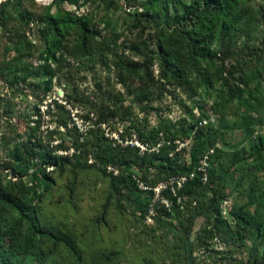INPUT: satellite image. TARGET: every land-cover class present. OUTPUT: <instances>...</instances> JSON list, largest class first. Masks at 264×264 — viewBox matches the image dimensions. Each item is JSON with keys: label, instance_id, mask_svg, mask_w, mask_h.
Masks as SVG:
<instances>
[{"label": "rangeland", "instance_id": "374dc122", "mask_svg": "<svg viewBox=\"0 0 264 264\" xmlns=\"http://www.w3.org/2000/svg\"><path fill=\"white\" fill-rule=\"evenodd\" d=\"M13 2L7 9L13 17L0 37V186L26 201L40 226L70 234L82 252L80 260L63 246L50 252V243L43 241L26 262L35 264L36 256L43 253L47 264H264V243L256 226L240 234L230 214L255 198L257 204L247 209L264 220V168H259L264 166V86L257 75L264 70V0H238L246 19H240L232 36L214 47L224 52L225 61L200 63V70L211 79L205 84L193 73L181 85L161 77L153 53L157 33L136 16L148 0ZM60 11L94 26L99 37L110 43L111 53L102 58L72 57L69 48L77 29L67 28L54 58L46 56L44 37L51 35L46 24ZM9 49L16 57L5 65L12 57L6 55ZM234 88L245 91L243 101L234 99L226 106L227 92ZM252 97L262 100V106L252 113L254 133L247 136L241 118L251 112ZM61 120L66 126L59 125ZM184 123L215 130L209 156L219 150L213 170L223 178L221 200L213 196L216 181L202 188L197 199L171 210L159 190L175 180L182 182L183 177L164 180L149 166L126 170L101 165L90 155L79 161L74 157L80 142L91 140L90 133L111 147L141 151L145 149L138 142L142 130H172ZM195 130L188 129L189 137L175 141L177 150L184 148L182 160H188ZM38 137L53 154L70 156L73 163L38 166L36 154L24 153L22 146ZM259 140L261 150L255 153ZM247 155L250 159L242 167L226 173L234 160ZM206 163L204 159L203 174ZM41 168L50 185L44 192L37 189L41 193L37 197L32 190ZM129 171L137 178L138 190L128 183ZM204 183L203 178L202 187ZM135 201L150 202L147 216L135 211ZM160 205L169 216L155 210ZM17 221L16 212L0 210L5 238L12 237Z\"/></svg>", "mask_w": 264, "mask_h": 264}, {"label": "trees", "instance_id": "16d2710c", "mask_svg": "<svg viewBox=\"0 0 264 264\" xmlns=\"http://www.w3.org/2000/svg\"><path fill=\"white\" fill-rule=\"evenodd\" d=\"M10 6H14L13 0H4L0 3V37L7 30L9 20L13 17L7 10ZM136 16L139 17V21H144L145 27L152 28L157 33L153 53L158 60L161 77L168 76L178 85L188 82L193 73H196L198 79L204 84L207 80H211L203 70H200V63L211 64L216 59L224 62L226 55L221 49L214 48L215 44L223 42L224 37H231V32L239 27V20L246 19L241 14L238 0H192L189 3L180 0H148L142 10L136 12ZM46 26L51 31V35L44 37V44L47 45L45 54L48 57L54 58V51H57L60 39L63 37L62 32L67 28L77 29L76 41L69 48L72 57L98 56L102 58L113 50L110 43L99 37V32L94 26H90L85 20H74L68 13L57 12L49 19ZM8 54L12 57L5 60V65H9L16 57L12 49L8 50L6 55ZM257 73L264 86V70ZM222 79L227 82V78ZM244 92L239 88L227 92L225 105L228 106L234 99L243 101ZM246 93L248 96L252 95L250 90ZM261 101L252 97V103H249L251 112L244 114L241 118L247 136L254 133L252 113L262 106ZM59 125L66 126L65 120H61ZM188 129L196 130L188 148V160L185 161L180 158V152L184 151V148L177 150L175 141L189 137ZM214 133L215 130L211 126L208 125L205 130H202L197 127L196 123L189 126L184 123L172 130H166L163 127L142 130L138 142L145 149L141 151L139 147L126 146L124 149L111 147L104 141V138L90 133L91 140L80 142L74 157L79 161L81 157L86 158L90 155L101 165L123 166L126 170L131 168L141 170L142 166H149L156 169L159 174H163L164 180L165 178L183 177L182 182L175 180L159 190V194L169 203L171 210H177L180 202L197 199L202 188L209 187L216 181L218 185L216 190H213V196L217 200L224 198L223 178L215 174L213 170V158L219 155V150H216L214 156H209L210 142ZM261 144L259 140V146L254 150L255 153L260 152ZM22 146L24 153L36 154L39 160L38 166H65L73 163L70 156L53 154L48 144H42L41 137L36 138L34 142L23 143ZM249 156L253 160L252 153ZM249 156L234 160L226 168V173L242 167L244 161L250 159ZM204 159L207 160V169L203 174L202 161ZM259 168L263 169L264 166H259ZM127 174L129 185L138 190L137 178L133 171ZM190 174L192 176H189ZM203 178L205 183L202 187ZM138 179L143 180L144 178L139 177ZM34 180L37 187L32 192L40 197L41 193L37 189L44 192L50 185V177L45 173V168L39 170V175L34 176ZM143 181L146 187H151L149 182ZM111 183L112 188L116 189L114 181ZM262 195L264 196V181ZM134 204L135 211H138L141 217L148 215L149 201H135ZM254 204H257V199H249L243 206L234 208L230 214L237 232L244 235V230L256 226L264 243V220L250 214L247 209L248 206ZM8 209L18 214V221L11 229L12 237L10 234L5 238L0 228V264H29L26 262L28 256L43 241L50 243V252L63 246L76 259H81L82 252L70 234L40 226L33 208L26 201L0 186V210ZM160 209L166 215H170L162 205L155 208L158 213ZM22 224L25 226V231L22 230ZM14 232H18V235H14ZM46 259L47 255L40 253L36 256L35 264H47Z\"/></svg>", "mask_w": 264, "mask_h": 264}, {"label": "built area", "instance_id": "2783aa9c", "mask_svg": "<svg viewBox=\"0 0 264 264\" xmlns=\"http://www.w3.org/2000/svg\"><path fill=\"white\" fill-rule=\"evenodd\" d=\"M2 1H4V0H0V3H1Z\"/></svg>", "mask_w": 264, "mask_h": 264}]
</instances>
